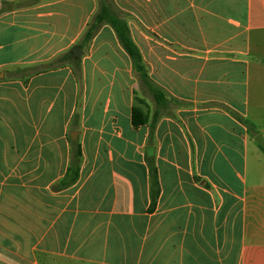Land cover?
<instances>
[{
  "label": "crops",
  "instance_id": "1",
  "mask_svg": "<svg viewBox=\"0 0 264 264\" xmlns=\"http://www.w3.org/2000/svg\"><path fill=\"white\" fill-rule=\"evenodd\" d=\"M110 2L149 81L103 0H0V264H264V0Z\"/></svg>",
  "mask_w": 264,
  "mask_h": 264
},
{
  "label": "trees",
  "instance_id": "2",
  "mask_svg": "<svg viewBox=\"0 0 264 264\" xmlns=\"http://www.w3.org/2000/svg\"><path fill=\"white\" fill-rule=\"evenodd\" d=\"M105 24H109L114 29L118 41L120 42L121 46L126 51V53L130 56L136 72L141 76V78L144 81H149V74L144 65L142 53L132 38L127 17L124 15L122 16L115 15L111 11V9L104 3H101L99 11L96 13V15L92 18L91 22L89 23L88 29L83 36V40L80 47L84 48L87 44H90L93 38L100 31L101 27ZM72 61L73 59L70 54L59 56L52 62L44 65L41 71H36L33 74H38L41 72L58 69L60 67H63L71 63ZM76 64L80 66V62H76ZM78 77L80 78L81 76L78 75ZM151 91L155 94L158 103L161 102L162 98L164 99L163 94L159 89L152 87ZM239 119L243 124H245L248 127L250 133H254L256 131V127L252 122L245 121L241 117ZM262 150H264L263 147ZM81 158H82V152L80 147L78 146L74 152L72 165L68 170V174L66 178L60 183V187L62 188L69 187L70 185L74 184L77 181L80 171ZM151 171L153 173L156 172V168L154 165L151 166Z\"/></svg>",
  "mask_w": 264,
  "mask_h": 264
},
{
  "label": "water",
  "instance_id": "3",
  "mask_svg": "<svg viewBox=\"0 0 264 264\" xmlns=\"http://www.w3.org/2000/svg\"><path fill=\"white\" fill-rule=\"evenodd\" d=\"M82 51L79 49V48H75L74 50H73V55L76 57V58H78V57H80L81 55H82ZM73 138H75V135H73ZM256 142H257V144H259L260 146H262L263 148H264V141H262V138L260 139V137L259 138H257L256 139Z\"/></svg>",
  "mask_w": 264,
  "mask_h": 264
},
{
  "label": "rangeland",
  "instance_id": "4",
  "mask_svg": "<svg viewBox=\"0 0 264 264\" xmlns=\"http://www.w3.org/2000/svg\"><path fill=\"white\" fill-rule=\"evenodd\" d=\"M104 3L111 9V11L115 14V15H118V16H121L120 12L118 11V9H115L110 0H103ZM255 134H258L257 132ZM257 136V135H256Z\"/></svg>",
  "mask_w": 264,
  "mask_h": 264
}]
</instances>
